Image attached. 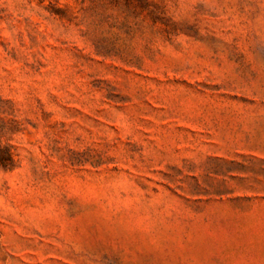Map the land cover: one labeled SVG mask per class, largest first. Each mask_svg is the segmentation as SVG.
<instances>
[{"label": "rangeland", "instance_id": "rangeland-1", "mask_svg": "<svg viewBox=\"0 0 264 264\" xmlns=\"http://www.w3.org/2000/svg\"><path fill=\"white\" fill-rule=\"evenodd\" d=\"M0 264H264V0H0Z\"/></svg>", "mask_w": 264, "mask_h": 264}]
</instances>
